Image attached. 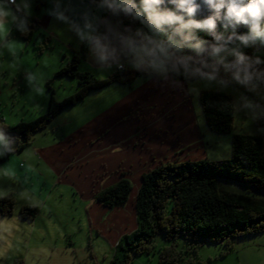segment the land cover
Wrapping results in <instances>:
<instances>
[{
	"label": "crops",
	"instance_id": "1",
	"mask_svg": "<svg viewBox=\"0 0 264 264\" xmlns=\"http://www.w3.org/2000/svg\"><path fill=\"white\" fill-rule=\"evenodd\" d=\"M63 4L64 1H61ZM53 7V0H34L32 23L29 25L31 35L26 39L31 38L37 27L49 39H62L66 43L64 45L69 54L62 51L57 53L56 58L45 68L47 75L44 80L50 83L52 75L67 76L56 75V72L74 54L80 57L79 70L89 71L98 78L114 74L117 71L115 68L113 72L98 70L87 45L70 41L72 35L65 25L45 14V9ZM5 24L11 29L10 33L14 31L13 38H22V33L16 30L11 18ZM125 70L132 69L126 67ZM29 72H21L23 80H26ZM182 77L170 76L165 80L157 79L156 76L137 75L128 85L110 83L101 89L89 91L74 104L64 106L43 129L34 133L22 149L7 156L0 155V170L6 175L0 183V191L10 190V186L13 184L11 187H14L15 183L18 192L25 195H37L38 189H45L47 200L52 195L79 194L84 201V211L90 217L91 227L94 230L102 229L101 233L116 250L120 234L129 232L125 227L130 216L129 202V210H133L134 214L132 230L136 228L133 201L141 184L142 173L155 168L161 161L206 158L201 140L204 128L200 122V105L189 101V81ZM177 80L180 81L179 86L175 82ZM25 90L29 88L25 86ZM48 90L30 94L41 109L35 116L47 109ZM70 93L65 92L62 98ZM53 94L57 95L56 89ZM116 95L119 96L118 100L115 99ZM113 100L117 101L111 103ZM120 169L124 172H119ZM122 177L129 179L132 184L130 198L124 206L108 209L97 201L95 192L114 185ZM43 183H46L45 186H42ZM25 203L22 202L21 206ZM57 207L55 209L58 210ZM84 208L80 207V210ZM42 209L48 213L40 216L41 222L38 217L40 211L31 219L20 216L21 210L16 213L13 210V213L5 216L0 214V264H13L17 260L20 264L45 261L69 264L73 257L69 246L72 244L70 234L67 235L69 240H66L64 229L49 217L54 210L52 206L43 205ZM103 215H106L104 221ZM90 255L94 257L92 251Z\"/></svg>",
	"mask_w": 264,
	"mask_h": 264
},
{
	"label": "trees",
	"instance_id": "2",
	"mask_svg": "<svg viewBox=\"0 0 264 264\" xmlns=\"http://www.w3.org/2000/svg\"><path fill=\"white\" fill-rule=\"evenodd\" d=\"M239 31L245 32L247 29L242 26ZM29 35L31 31L21 36L28 39ZM47 40L48 36L43 41L45 45ZM42 50L44 47L40 46L39 51ZM246 52L252 54L253 49H246ZM79 62L80 57L74 54L56 72V75L77 78V87L72 95L57 100L48 82L47 87L52 94L44 112L31 120L21 119L12 125L0 120V128L15 138L11 152L22 149L58 110L83 99L89 91L101 89L110 83L128 85L135 76L146 75L134 70H117L114 74L98 78L89 71L79 70ZM198 101L208 130L217 134L232 132L234 107L228 93L215 89L201 90ZM255 124L264 128V119H255ZM263 145L264 140L259 135L234 132L231 134L230 158L215 162L207 159L161 161L155 168L142 173L141 184L133 201L136 213V228L132 232L134 238H128L126 244L120 239L116 247L121 246L124 254L120 257L116 253L108 264H128L133 255L153 251L158 233L163 234L169 245L158 249L157 264H191L193 258L184 254L195 252V246L181 250L177 242L180 235L189 241L208 239L221 243L228 251L232 248L231 238L263 232L264 197L228 192L216 184L217 178L236 180L264 191ZM11 152L4 153V156ZM131 186L129 179L122 177L114 185L96 191L95 197L108 209L124 206L130 198ZM13 208L14 196L11 193L0 195V214L10 215ZM37 211L34 205H23L20 216L31 219ZM13 264H19L18 260Z\"/></svg>",
	"mask_w": 264,
	"mask_h": 264
},
{
	"label": "clouds",
	"instance_id": "3",
	"mask_svg": "<svg viewBox=\"0 0 264 264\" xmlns=\"http://www.w3.org/2000/svg\"><path fill=\"white\" fill-rule=\"evenodd\" d=\"M53 3L45 14L87 45L100 71L128 67L165 80L183 76L225 89L237 84L246 92L264 94V56L259 54L264 49V0ZM33 6L34 0H0V33L9 17L17 31H30ZM242 26L247 31L240 32ZM25 79L32 85L36 77L29 73ZM238 108L253 119H264V103L245 94L239 97ZM14 143L15 138L0 128V155L11 152Z\"/></svg>",
	"mask_w": 264,
	"mask_h": 264
},
{
	"label": "rangeland",
	"instance_id": "4",
	"mask_svg": "<svg viewBox=\"0 0 264 264\" xmlns=\"http://www.w3.org/2000/svg\"><path fill=\"white\" fill-rule=\"evenodd\" d=\"M10 31L11 29L9 30V27L5 24L3 32L0 33V120H4L3 122L5 124H15L20 119L30 120L36 115V113H40V106L35 103V99H33L30 94H32V92L33 94L37 93V88L40 89V91L48 90L46 85L47 82L44 80L47 75L45 68L56 58L59 51L68 52V49L64 45L66 43L62 41V39L56 41V39L52 37L46 41L45 45L43 39L47 34L39 30L37 27L29 40H26L24 37H22L23 39L20 38L17 40L12 37L14 31L11 33ZM71 35L70 41L76 43L78 39L75 37L74 33H71ZM23 46L24 49L22 48ZM40 46L44 47V50L41 52L39 51ZM259 54L264 56V49H261ZM24 70H30L29 73L35 75L36 80L32 85L21 77V72ZM51 78V88L52 90H57V98H62L65 92L69 93L71 91V93L67 95L70 96L74 93V90H76L75 86L77 84V78H70L67 76L55 77L53 75ZM188 83L190 86L189 101H192L195 105H199V91L205 89L223 91L228 93L232 98V104L234 107V127L231 133L217 134L208 130L202 115L203 113L200 109V122L204 128L201 133V140L203 141L202 146L205 151V159L213 160L215 162L221 159L230 158L231 134L234 132L259 135L264 140V128L257 126L255 124V119H253L249 113L238 108L239 97L241 94H245L249 96V98L258 100L261 103H264V94L257 95L246 92L243 87L237 84L229 85L228 88L225 89L215 83L208 84L204 81H189ZM25 86H27L31 92L29 90L26 91ZM52 90H48L50 95ZM50 95L48 96V99L50 98ZM53 96L56 97L55 94ZM116 96L115 99L118 100L119 96ZM116 101L113 100L110 102L113 103ZM5 119L7 120V123L5 122ZM120 171L124 172L123 169H120L119 172ZM5 176V172L0 170V183L6 178ZM45 184L46 183H43L42 186H45ZM216 184L220 189L227 190L228 192L249 194L257 198L264 197V191H258L251 186H245L236 180L217 178ZM11 186H13V184ZM11 186L10 190L3 189V191H0V195L11 193L14 196L13 210L15 213L21 210V207L23 206H21L22 202H28V204H25L37 207L38 213L39 211L41 212L40 215L38 214V217L41 215L44 216L45 214L47 215L48 213H45L43 209L41 210L43 205L49 208L51 206L53 207L54 210L49 217L55 220L56 223H59V226L64 229L62 230L64 231L65 239L69 240L70 238V240H72V244L69 246L70 253L73 257H71L72 259L69 261V264H91V262L92 264H108V260H111L116 253L120 257L123 256L124 250L121 246L116 247L115 250L114 246H110V240L101 233L102 229L94 230L93 227H91L89 220L90 217H88L87 212L84 211V201L80 198L79 194L65 193L63 196L52 195L50 199L47 200L48 196H45V189H38L36 191L38 194L32 196L18 192L19 190L15 188V183L14 187ZM130 204L131 202L127 205L128 213H130V216H128L129 222L125 223V227L129 232L124 235L120 234L119 236V240L122 239L123 244H126L128 238H134V235L132 234L134 231L132 230L134 227V220L132 218L134 214L132 213V208H130L132 211L129 210ZM55 207H57L58 210L55 209ZM80 207L84 209L80 210ZM108 214L109 212H107L106 215ZM36 215L37 213H35L34 216L36 217ZM106 215H103V221L105 220ZM39 220L41 222V217ZM110 229L111 227H109V230ZM68 233L70 234L69 238L67 237ZM231 241L232 248L226 251L223 244L212 242L208 239L189 241L184 239L182 235L178 236L177 239L178 246L181 250H184L189 246H195V252L184 254L186 257L190 255L193 258L194 262L191 264H264V231L258 234L253 233L236 236L231 238ZM154 243L155 246L153 251L133 255L132 260H130L128 264H157L159 261L158 249L165 245L168 246L169 241L165 239L162 233H158L155 235ZM91 251L94 256L93 258L90 255ZM39 264L63 263H60L59 261H45L44 263L39 262Z\"/></svg>",
	"mask_w": 264,
	"mask_h": 264
}]
</instances>
